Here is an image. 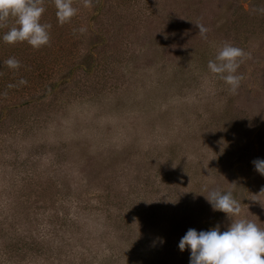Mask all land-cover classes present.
Returning a JSON list of instances; mask_svg holds the SVG:
<instances>
[{
  "label": "rangeland",
  "instance_id": "rangeland-1",
  "mask_svg": "<svg viewBox=\"0 0 264 264\" xmlns=\"http://www.w3.org/2000/svg\"><path fill=\"white\" fill-rule=\"evenodd\" d=\"M42 4L38 49L0 24V264H189L187 230L231 222L212 190L264 228V0ZM225 43L235 93L207 67Z\"/></svg>",
  "mask_w": 264,
  "mask_h": 264
},
{
  "label": "clouds",
  "instance_id": "clouds-1",
  "mask_svg": "<svg viewBox=\"0 0 264 264\" xmlns=\"http://www.w3.org/2000/svg\"><path fill=\"white\" fill-rule=\"evenodd\" d=\"M87 2L85 0V5ZM54 4L60 24L68 22L76 14L72 0H54ZM44 11L42 0H0V24L9 17L15 21V26L3 34V41L9 44L27 42L37 49L46 45L50 25L40 22ZM196 27L204 36L207 29L200 24ZM244 55L241 48L225 43L217 50L214 60L208 61L209 71L223 80L232 93L238 90L243 79L238 69ZM5 63L11 68L19 64L14 58ZM253 164L255 170L264 175V159H256ZM205 197L214 211L225 213L231 222L224 231L219 225L207 231L188 229L178 247L180 251H190L189 264H264V228L241 217L240 204L230 191L212 190Z\"/></svg>",
  "mask_w": 264,
  "mask_h": 264
}]
</instances>
